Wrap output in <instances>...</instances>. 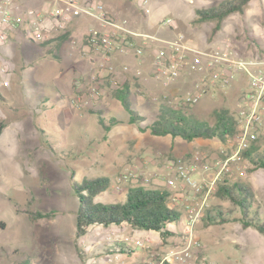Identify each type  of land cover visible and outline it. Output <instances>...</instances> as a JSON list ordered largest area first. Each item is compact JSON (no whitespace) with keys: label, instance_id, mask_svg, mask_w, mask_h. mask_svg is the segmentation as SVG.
I'll list each match as a JSON object with an SVG mask.
<instances>
[{"label":"rangeland","instance_id":"rangeland-1","mask_svg":"<svg viewBox=\"0 0 264 264\" xmlns=\"http://www.w3.org/2000/svg\"><path fill=\"white\" fill-rule=\"evenodd\" d=\"M219 1L151 0V10L147 15L141 14L136 0H111L109 4L114 7L117 17H126L134 28L146 29L149 22L155 29L158 20L170 16L176 28L189 41L210 48L223 39H229L243 57H249L254 45L258 46L263 41L264 0H250L245 5L244 13H231L217 30H214L216 20L195 21L197 7H208ZM35 47V51L43 52L42 47ZM71 49L73 43L71 47L69 45V50ZM49 59L57 67L55 72L62 70L61 74L64 73L66 77L70 75L66 71L67 58L43 54L33 63L42 64ZM0 60H4L1 54ZM86 60L87 65H84L82 73L88 87L93 83V70L87 58ZM12 66V63L6 64V77L11 89L0 83V117L5 118L2 119L4 128L0 134V264H94L92 261L88 262L92 257L99 262L98 257L102 252L100 244L94 241L98 236L103 237L105 230L100 226L89 228L85 238H90L92 242H88V248L78 243L75 235L78 199L73 190V179L79 180L96 174L107 175L110 178L109 187L96 195L94 200L123 201L127 188L134 183L122 184L121 190H117L115 185L119 175L133 165L155 173L162 170L167 159L187 157L194 151H205L208 155L217 151L214 147L197 144L202 138L189 142L181 137L155 138L148 130L139 131L156 116V109L148 97L164 89L158 82L151 80L144 83L138 80L140 86L132 88V107L144 118L137 123L129 122L128 111L113 95L114 87L104 84L102 95L93 101L103 104L101 116L105 118V123L110 117L118 120L106 131L99 125L98 116L89 112L90 109L84 111V117L73 120L69 118L67 108L81 104L77 95L69 94L56 99V102H49L51 99H48L29 106L25 93L11 79ZM120 76L124 75L118 76L119 82L122 80ZM128 78L131 83L134 81L132 76L129 75ZM43 82L46 84L44 90L47 95L54 93V88L58 87L56 78L44 79ZM235 85L216 90L213 95H206L192 108V112L205 117L213 108L223 103L233 107L232 95L238 87ZM186 87L182 83L178 85L181 90ZM84 105L85 108L99 110V106H91L90 102ZM29 107L34 109L29 114L31 116L22 115L17 123H11L10 119L20 115L24 109L29 110ZM37 109H41L39 115ZM146 158L152 159L153 164L145 163ZM249 173L247 168L243 176L228 177L241 178L253 185V208L264 219V199H261L264 198V168L257 169L250 179ZM193 177L198 175L193 174ZM152 182L156 186H164L162 180L156 177ZM217 206L226 213L229 222L207 227L209 230L211 228L210 235H206L205 231L203 235L205 226L202 222L198 224L196 232L198 235L202 234V237L199 235L202 243L199 254L202 256L196 255L193 264H264V236L254 227H242L235 220L240 215L239 210L228 200H222L214 194L209 200V207L212 209ZM35 210L47 215L34 218L32 212ZM180 223L181 221L170 223L168 226L173 235L163 241L160 240L161 237L156 239L153 247L157 250L168 247L177 234L172 229L178 230ZM112 231L120 232L122 228L119 226ZM143 233L144 230L133 227L126 235L141 237ZM214 235L217 237L216 241L210 240ZM142 252L135 249L132 260L138 261Z\"/></svg>","mask_w":264,"mask_h":264},{"label":"built area","instance_id":"built-area-1","mask_svg":"<svg viewBox=\"0 0 264 264\" xmlns=\"http://www.w3.org/2000/svg\"><path fill=\"white\" fill-rule=\"evenodd\" d=\"M20 1L0 0V44L6 41L10 31L25 24L29 28L27 38L42 42L54 32L62 31L71 19L83 16L93 22L85 34L87 49L84 50L86 58L93 59L90 62L93 83L87 87L80 76L73 80L77 88L86 90L85 97L78 96L79 101L89 103L99 98L105 83L118 87L120 74L138 80L151 78L164 89L179 83L187 85L176 101L169 99L175 106L197 103L204 96L213 95L216 89L238 84L234 103L238 129L220 143L214 154L194 151L187 157L170 158L155 173L133 165L118 177L117 190L122 189V184L132 182L155 188L153 178L162 180L170 191L168 206L181 212L178 230L172 229L177 233L176 238L168 247L157 250L147 232L134 237L118 236V232L106 230L104 239L112 248L104 259L92 261L96 264H193L202 248L196 227L215 194L217 182L223 175H245L251 165L242 153L260 134L264 135V33L261 44L254 45L255 50L245 58L229 39L207 48L189 41L180 31L173 32L172 36L160 35L162 30L174 29L170 16L158 20L155 31H148L132 27L126 17H117L104 0H44L40 5L26 7ZM150 2L136 0L141 13H150ZM119 56H131L135 62L115 64ZM146 63L147 71L144 70ZM6 75V64L0 60V83L4 86L9 85ZM166 94L162 93V97ZM158 98L156 93L148 97L151 101ZM127 246L142 250L143 256L138 261H129L124 255Z\"/></svg>","mask_w":264,"mask_h":264},{"label":"trees","instance_id":"trees-1","mask_svg":"<svg viewBox=\"0 0 264 264\" xmlns=\"http://www.w3.org/2000/svg\"><path fill=\"white\" fill-rule=\"evenodd\" d=\"M249 1L220 0L208 7H197L195 10V21L206 22L216 20L217 23L214 30H217L221 22L231 13H244L245 5ZM68 36L69 31L65 27L54 39L56 38V40L62 42L68 39ZM257 44L259 43L257 42ZM133 78L134 81L132 83L129 78L121 80L118 87L113 89V95L128 111L130 116L129 122L137 123L144 118L132 107L130 101L132 88H138L140 86L137 82L138 79ZM232 85L224 87L221 90L231 88L233 87ZM185 89L181 90L178 86H173L169 89H162L157 93L159 96L158 100L151 101L156 109V116L145 127L140 128V130H148L151 134L157 136L169 135L172 138L181 137L186 141L205 138L217 139L219 142H224L227 136L237 131L238 124L235 115V106L230 107L223 103L213 108L208 116L201 117L192 112V108L199 101L190 105L177 106L169 102L171 98L176 101L175 99L179 98ZM237 89L238 87L232 95L234 103ZM162 93H167V96L162 97ZM89 112L95 113L98 116L97 120L99 125L106 131L110 129L113 123L118 122L115 117H110L108 122L105 123V118L101 116L100 110L90 109ZM3 128L4 123L0 120V134ZM242 154L243 158L251 165L248 168V172L264 168V135L260 134L250 148ZM109 185V176L103 174L85 176L79 180L73 179L72 186L78 199L75 221V235L77 237L84 235L94 225L109 226L122 223L132 228L158 231L163 240H166L172 235L168 225L177 222L181 217V212L178 209L168 206L170 191L166 187L157 186L152 188L144 185H133L127 188L126 198L123 201H95V196L107 189ZM215 195L222 200H228L233 207L239 210L240 215L235 220L239 221L242 227H254L258 233L264 236V219L253 208L255 193L248 182L241 178L232 179L228 175H223L217 182ZM46 215L47 213H42L38 210L32 212L34 218H41ZM227 221H229V217L226 216V213L223 212L220 206L212 209L208 206L200 222L206 227L214 224H222ZM125 250L127 252L134 251L128 246L125 247ZM200 256L202 254H198V257ZM164 264L168 263L165 262Z\"/></svg>","mask_w":264,"mask_h":264},{"label":"crops","instance_id":"crops-1","mask_svg":"<svg viewBox=\"0 0 264 264\" xmlns=\"http://www.w3.org/2000/svg\"><path fill=\"white\" fill-rule=\"evenodd\" d=\"M104 1L110 7V9H112V11H113L114 7L109 4L111 0H104ZM41 2H42V0H21L20 1V3L23 5L22 7L32 6V5H40ZM113 13H114V11H113ZM92 24H93V22L89 18L83 17V16L71 19L70 21H68L67 25L65 26L66 29H68V31H69L68 39H66L62 42H59L58 40H56V38L54 39V37H56L60 31L54 32L51 35V38L45 42L31 41L26 36V32L28 31L26 29L28 27L27 24L21 26V28L18 30H14V31L9 32V35H8V38L6 39V41H4L0 44V54L4 56V60H1V61L4 62L5 64H10V63L13 64V66L11 68L12 73L10 74L11 79H12V81H16V84H18L19 87L21 88V90H23V92L25 93V100L29 106H31L35 103H38L40 101L46 102V100H48V99H51V100H49V102H56V99H60V98L65 97L66 95H69V94L77 95V97L79 95H82L83 97H85V91L86 90L84 88H77L74 85L73 80L75 78H77L78 76L85 77L84 73H82V72H84L83 71L84 65H87V60L85 58L86 56L84 54V50L87 49V44H86L87 40L85 39L84 35L87 33L89 27ZM146 29L148 31H155L156 28L154 29L153 24L148 22ZM175 31H180V30H178L176 28V24L174 23V29L173 30H171L170 28L165 29V30L160 31L159 34L162 36L163 35L172 36L173 32H175ZM180 32H182V31H180ZM71 43H73V49L69 50V45L71 47ZM35 46L42 47L43 52L35 51V49H34V48H36ZM67 48H68V50H67ZM253 50H255V47L252 48V51ZM43 54L52 55L54 57L61 58V59L67 58L68 64L66 66V71L69 72L70 75L69 76L67 75V77H66V75H64V73L61 74L62 70L59 72H55L57 67H55V64L53 62H51L50 59H49V61L43 62L42 64H40V63L34 64L33 62L36 59H39L40 57H42ZM22 59H23V61H21ZM87 59L89 62L93 61V59L91 57H87ZM122 61H128L132 65L135 62L134 58L131 56H127V57L119 56V57H116V59L114 60V63L119 64ZM147 66H149L147 63L144 64V68L146 67L144 69L145 71L148 70ZM48 78L49 79L50 78L51 79L56 78L58 80V82H57L58 87L54 88V93H52L50 95L46 94V92L44 90L46 84L43 82L44 79L46 80ZM119 78H122V80H123L124 78H128V76H120ZM151 80L154 81L151 78H142L139 81H141V82L144 81V83H145V82H148ZM105 84H108V83H105ZM6 88H8L9 90L11 89L10 83L8 86H6ZM80 103L81 104L77 107H73V106L69 107V108L65 107L68 109L67 110L68 116L71 120H73L76 117H80V118L84 117L85 116L84 111L86 109H92V107L85 108L86 105H84L85 104L84 100L80 101ZM90 103H91V106H99L98 109L100 111L104 107L103 104L94 103V101L90 102ZM32 111H34V109H32V108H30L29 110L24 109L20 115H15V118L10 119L11 123H13V122L17 123L21 119L22 115L31 116L29 114ZM36 112L39 115V113H41V109H37ZM2 119H5V118L0 117V120H2ZM139 131H142V130L139 129ZM151 136H153L155 138L156 137L157 138L158 137H163V138H167V137L170 138L171 137L169 135L157 136V135H153V134H151ZM189 142H192V141H189ZM220 143L221 142H219L218 140L205 139V138H202V140L197 141V144H199V145H204V146L211 147V148L214 147L216 149L220 145ZM178 154H180V153H178ZM144 161H145V163L148 162L151 165L153 164L152 159L149 160L148 158H146ZM255 171H257V169L254 170L253 172L249 173L250 174L249 179L251 178V175ZM251 186L253 187L252 184H251ZM261 199H264V198H261ZM228 222L229 221L224 222L221 225L226 224ZM95 226H100L101 228H104L105 231L106 230H115L117 227L120 226L122 228V231L117 233L118 236L126 235V233L128 231H130V228H132L131 226H129L125 223H122L119 225H109V226L94 225V226H92V228ZM209 226H206L205 230L204 229L202 230L203 235H204V231H205L206 235L207 234L210 235L211 228H210V230L207 228ZM168 228L170 229L169 226H168ZM88 232H89V229L84 235L78 237V243H81L82 245H84L85 246L84 248H88L89 247L88 242H92V240L90 241V238L89 239L85 238V235H87ZM145 232H147L151 235L154 243L157 241L156 239L160 238V234L158 231L144 230V233ZM152 232H154L153 235L151 234ZM202 234H199V235L202 237ZM197 235H198V233H197ZM199 235H198V237H199ZM95 239L96 240L94 242L100 244V251L102 252V254L98 257V259L102 260V259H104V256L108 252H110L112 247L106 243L104 236L103 237L98 236ZM216 239H217V237H216V235H214L211 237L210 240L216 241ZM132 250H133V248H132ZM133 252H125L124 255L126 256V259H128L129 261H133L132 260V253ZM143 254L144 253L142 252L141 256H139V259L143 256ZM93 259H95V258H93V257L90 258L88 260V262L93 261ZM94 264H96V263H94ZM105 264H109V263H105Z\"/></svg>","mask_w":264,"mask_h":264}]
</instances>
